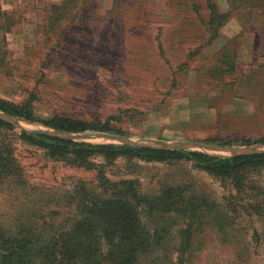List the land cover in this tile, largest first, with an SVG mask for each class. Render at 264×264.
<instances>
[{
	"label": "rangeland",
	"instance_id": "obj_1",
	"mask_svg": "<svg viewBox=\"0 0 264 264\" xmlns=\"http://www.w3.org/2000/svg\"><path fill=\"white\" fill-rule=\"evenodd\" d=\"M0 102L34 119L0 110V251L48 244L81 203L133 182L184 214L141 210L155 242L136 264H264V168L221 178L187 160L53 158L28 137L264 152V0H0Z\"/></svg>",
	"mask_w": 264,
	"mask_h": 264
},
{
	"label": "trees",
	"instance_id": "obj_2",
	"mask_svg": "<svg viewBox=\"0 0 264 264\" xmlns=\"http://www.w3.org/2000/svg\"><path fill=\"white\" fill-rule=\"evenodd\" d=\"M211 9L210 16L216 18L214 6ZM0 110L34 120L20 108L4 102H0ZM46 124L68 132L90 129L87 124L69 119H53ZM3 125L6 124L0 121V126ZM28 137L46 149L53 158H66L73 154L77 158L86 159L93 153H100L115 158L131 156L151 160H187L221 178L236 177L248 169L264 168V153L224 159L187 151L131 146H90L47 135ZM112 191L107 197L83 205L81 203L78 213L73 214L76 218L70 228L51 237L48 244L39 242L42 245L36 247L30 240H3L0 251L1 264H136L155 242V233L144 222L141 210L155 208L165 210V213L184 215L171 194L151 200L141 195L133 182H121L115 185ZM162 203H165V207ZM194 208L193 204L192 210Z\"/></svg>",
	"mask_w": 264,
	"mask_h": 264
},
{
	"label": "water",
	"instance_id": "obj_3",
	"mask_svg": "<svg viewBox=\"0 0 264 264\" xmlns=\"http://www.w3.org/2000/svg\"><path fill=\"white\" fill-rule=\"evenodd\" d=\"M146 148H153V149H159V150H165L166 149V148H158V147H154V146H150V145L146 146ZM260 153H264V152L263 151H248V152H244L243 155L260 154Z\"/></svg>",
	"mask_w": 264,
	"mask_h": 264
}]
</instances>
